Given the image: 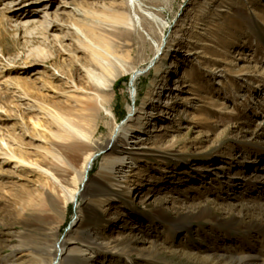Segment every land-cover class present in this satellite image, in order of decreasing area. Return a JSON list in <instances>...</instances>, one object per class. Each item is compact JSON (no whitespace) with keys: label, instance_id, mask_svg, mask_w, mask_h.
<instances>
[{"label":"rangeland","instance_id":"rangeland-1","mask_svg":"<svg viewBox=\"0 0 264 264\" xmlns=\"http://www.w3.org/2000/svg\"><path fill=\"white\" fill-rule=\"evenodd\" d=\"M6 6L0 264H42L30 249L39 241H68L63 255L76 263L75 250L92 247L89 264H264V0H0ZM120 12L134 24L115 22ZM102 74L109 109L98 104L90 139L72 131L99 151L119 129L127 145L101 151L88 188L65 205L29 162L80 184L51 147L64 149L56 134L80 117Z\"/></svg>","mask_w":264,"mask_h":264},{"label":"bare ground","instance_id":"bare-ground-1","mask_svg":"<svg viewBox=\"0 0 264 264\" xmlns=\"http://www.w3.org/2000/svg\"><path fill=\"white\" fill-rule=\"evenodd\" d=\"M19 6L24 7V5H21V4ZM10 10H12V8L8 7V6L0 9V28H2V29H3V26L6 24V22L10 21V19L8 17H6V13L9 12ZM84 13H85L86 17H88L90 15V12H84ZM145 21H147V20H145ZM115 22H117L119 25L123 24L125 26H131L134 24V23H132V22H134V20L131 18V16L124 14V13H121V12L118 13L117 16L115 17ZM74 25H76V24H74ZM76 28L79 31L85 30L84 28H82L79 25H76ZM124 30L126 33L129 32L128 29H124ZM91 31L92 30H90V28H88L87 30L82 31V32L86 33L89 36ZM139 36H141V35H139ZM90 37L93 38L91 34H90ZM30 39H32V41H30V42H34L36 40V37H32ZM97 41L99 44H102V46L104 47V49L107 52H112V50H111L112 45L109 41H106L103 38H98ZM159 48H160V46L158 47V50H159ZM92 52L94 54V57L95 58L97 57V63H98V61L101 62L100 59L102 58L103 54H101V52L99 50L95 51L94 49L92 50ZM39 56H42V58H40V59H43V60L49 59V60H51V62L53 61V57H51V56H46L44 54H40ZM39 61L41 62V60H39ZM106 61L108 62L109 66L112 67L111 62H114V61L110 57H108L106 59ZM101 65H102L103 69H105V67H106L105 64H101ZM141 73H143V70H140V69H137V70H134L131 72V86L132 87L135 85V82ZM97 80L101 81V82H98ZM108 85H109V79H108V76H106L105 74L96 76V81H93V80L90 81V88L93 90V92H95V97H91L87 102L84 101V104L83 103L80 104V106L78 107V108L81 107L80 108L81 109L80 110V113H81L80 117H78L77 120H73L71 118L70 119L66 118L65 122H66V125H68V126L67 127L63 126V129L56 134V136L59 139L67 141L68 143L66 145H64V149L59 148V146H57V145H53L51 147L52 150H54L55 152L58 153V155H60L64 158L65 162L69 166L70 173H76L80 176V179L78 182L80 184L79 185L77 184L76 188H68L66 186V184L64 183L62 177L59 176V171H57V169H53L51 167L50 168H43L37 162H35V163L29 162L32 165L36 166L37 168L42 169V172L44 173V175L51 178V180L53 182L52 183L53 190L55 191L56 194L59 195L61 193L63 195L65 205L68 202H70L71 200L72 201L76 200L77 196L79 194H81V191L86 190L88 188V184L90 182V178H86L88 171H90L91 166L93 165L95 159L99 156L98 154L101 151L109 149V148H113L114 146H115L114 148H116V145H115L116 143H118L119 145L122 144L124 146L127 145L126 141L123 140V138L121 137V131L119 129H114V132L111 134L110 138L106 141V143L102 146V148L99 151H97L95 147L85 143L84 141L78 140L77 139L78 137L72 131V128H75L76 131L80 133L81 137H84L86 139H90L91 134L95 130V125L97 124V122L101 118L100 108L98 107V104H101L102 106L106 107V109H109V104H110L109 99L105 95V93H103L109 89L110 86H108ZM130 111H131V109H130ZM37 125H39V123H37ZM60 125H62V123H60ZM127 148H130V146H128ZM122 149H124V147H121L120 150H122ZM124 152H126V151H124ZM10 157L18 158L22 163H27V161L25 159L18 157L16 155H14L13 153ZM76 174H75L74 179L77 182L78 178L76 177ZM81 184H84V186H83L84 189H81ZM48 196L50 198L51 205H53L54 207H60L61 203H60V201H57L55 194L48 192ZM36 217L39 218L42 222H48L47 220H49V217H47L45 215L41 216V215L36 214ZM40 220H39V222H40ZM53 228L54 229H51V235L52 236L58 230L57 227L56 228L53 227ZM66 245H68V241H64L62 244H59V243L56 244L55 249H49L48 244H44L42 241H39V242H36V244L33 245V247H30V249L33 252H36V250H37L38 253L43 254V255L39 254V256H38V258L42 264H64L65 260H68L71 264H81V263L82 264H89L90 261L93 260V253L95 251H93L91 249L92 247L91 248L86 247L84 249L78 248L77 250L74 249L75 252L81 253V255H82L81 263H76V261L74 259L69 260V258H67V256L63 255V253H64L63 249H64V246H66ZM103 248L105 250L114 252V250H113L114 246L106 245ZM52 258H54V260H52Z\"/></svg>","mask_w":264,"mask_h":264}]
</instances>
